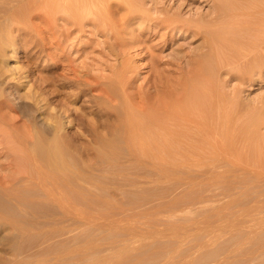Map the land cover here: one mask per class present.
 <instances>
[{
	"label": "rangeland",
	"instance_id": "rangeland-1",
	"mask_svg": "<svg viewBox=\"0 0 264 264\" xmlns=\"http://www.w3.org/2000/svg\"><path fill=\"white\" fill-rule=\"evenodd\" d=\"M64 1L31 14L28 27L15 32L16 52L0 66L15 73L21 66L49 104L68 109L76 199L63 211L34 198L33 216L23 210L30 201L17 204L0 189V264H264V178L254 174L264 168V64L228 56L202 80L228 97L230 115L207 154L208 174L190 168L181 149L158 162L128 153L120 105L100 96L118 89L120 75L127 95L145 100L155 76L163 102H179L207 50L205 29L221 22L217 0H107L104 7ZM249 34L258 41L248 46L254 59L264 62V28ZM214 47L228 52L220 42ZM0 84L9 99L1 116L22 131L25 113H36L32 101L15 84ZM5 171L0 167V176Z\"/></svg>",
	"mask_w": 264,
	"mask_h": 264
},
{
	"label": "bare ground",
	"instance_id": "bare-ground-1",
	"mask_svg": "<svg viewBox=\"0 0 264 264\" xmlns=\"http://www.w3.org/2000/svg\"><path fill=\"white\" fill-rule=\"evenodd\" d=\"M65 1L66 3L69 2V0ZM74 1L77 5L93 3L99 7L109 4L107 0ZM58 2H61V0H0L1 63L6 56H12L16 52L15 41L17 37L15 32L28 27L31 14L38 9L54 7ZM214 5L215 17L221 22L215 29H205L207 50L203 52L204 55L201 60L196 61L197 66H195L196 69L192 75V82L190 81L188 89L185 94L183 93L184 97L178 99L180 103L177 102V104L175 101L163 102L164 98L159 94L160 77L155 76L150 80L146 99L137 102L131 95H127L125 87L127 78L124 76L119 75L114 79L118 83V89L116 87L115 89L111 87L113 90L102 89L100 96L105 100L108 98L111 102L116 100L115 103L120 105V109L118 110L117 107L116 109L119 111L118 115L122 116L120 122L122 126L120 130H122L121 133L124 137L122 140L128 148V153L132 152L135 157L139 155L148 156L150 159L157 157L158 162L159 156L163 159V153L170 154L176 149H181L189 156L186 163L190 168L201 167L203 174L212 173L211 170L209 172L205 168L207 166V154L212 151L216 139L220 136L222 126L230 115L228 107H225L228 97L219 93L215 82L204 83L202 80H205L212 72L219 69L222 62L229 63L231 58L240 59L248 65L255 64L259 66L264 64L263 61L254 59L255 50L248 47L250 43H258L257 39L251 37L249 33L264 28V0H217ZM217 42L224 44L228 52L224 54L215 51L214 48L216 47L214 46ZM228 56L231 58L228 59ZM21 69L20 66L19 71L15 73L10 71L9 67L0 66V78L2 79L0 81L15 84L16 88L22 89V95L24 94L32 101L31 105L34 106L33 110L36 113L24 112L27 114V121L24 119L21 126L27 129L23 128L24 130L21 131V129L16 128L17 121L2 118L3 115L1 116V114L3 112L0 109V136L3 137V141H0V144H2L0 155L4 156L6 160L4 163H0V167L6 170L0 176V189L5 196H9V200L12 198L20 202H16L17 204L30 201L27 204L29 206H26L27 210L23 209L30 215L37 214L34 212V207L32 208L30 205L34 198L54 201L64 211L67 210L65 205L67 204L69 207L73 199H76V166H74L76 162L73 161V156H70L72 154H69L71 153L68 150V148L70 149L68 147L70 142L68 143V140H66L64 132L67 120H64L63 115L68 109L62 108V106V109H57L51 105L52 103L49 104L41 92L42 90L33 88L27 79V73ZM8 101V97L7 99L2 97L0 89V108L6 106L5 104ZM97 108L101 107L98 106ZM104 111L109 112L106 109ZM101 112H103V108ZM239 113V110H236L233 115L237 116ZM65 114H67V111ZM38 119L42 123L41 127L34 126ZM68 120L70 121V119ZM156 127L161 128L162 131H156ZM104 133L107 132L104 131ZM135 135H139V138L136 139ZM112 136H109L110 140ZM109 138L107 137L108 140ZM162 139L163 142L161 143ZM106 143L108 144V142ZM110 146H114V144ZM145 147H148V149ZM117 149L119 148L117 147ZM106 153L108 152L106 151ZM105 157H108V155ZM152 161L155 160L152 159ZM155 163L156 161L150 165ZM166 164H171V162L167 161ZM260 168L254 170L255 177L264 178V168ZM35 203H37V200ZM23 210L21 209V211Z\"/></svg>",
	"mask_w": 264,
	"mask_h": 264
}]
</instances>
